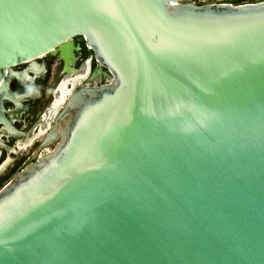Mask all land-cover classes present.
<instances>
[{
  "label": "water",
  "instance_id": "obj_1",
  "mask_svg": "<svg viewBox=\"0 0 264 264\" xmlns=\"http://www.w3.org/2000/svg\"><path fill=\"white\" fill-rule=\"evenodd\" d=\"M184 1L0 0L9 133L14 68L96 62L0 190V264H264V0Z\"/></svg>",
  "mask_w": 264,
  "mask_h": 264
},
{
  "label": "flooded vegetation",
  "instance_id": "obj_2",
  "mask_svg": "<svg viewBox=\"0 0 264 264\" xmlns=\"http://www.w3.org/2000/svg\"><path fill=\"white\" fill-rule=\"evenodd\" d=\"M256 1L258 0L251 3ZM74 46H79L80 50L73 51L74 63L71 65L73 72L69 75L64 72V62L59 60V55H45L32 63H24L13 69L15 72H23L29 64L34 63L43 65L45 71L34 81L39 89L38 95L22 99L21 107H16L11 103L4 104L5 117L11 126L18 131V135L9 133L3 125H0V178L11 173L16 165L23 161L24 157L26 160L22 163L23 167L16 173L13 172L12 178L47 153L49 147H41L47 131L53 126L55 118L62 110L68 97L79 86H86L87 81L91 78L96 67L93 54L86 48L83 38L75 39ZM52 80H55V84L48 94V104H45L32 118L31 110L39 103L43 88ZM99 80H101L99 84L106 81L103 75L100 76ZM12 82H17V79L13 78ZM34 146H36L34 150H31Z\"/></svg>",
  "mask_w": 264,
  "mask_h": 264
},
{
  "label": "rangeland",
  "instance_id": "obj_3",
  "mask_svg": "<svg viewBox=\"0 0 264 264\" xmlns=\"http://www.w3.org/2000/svg\"><path fill=\"white\" fill-rule=\"evenodd\" d=\"M252 1H254V0H185L184 3H191V4H194L196 6H202V5H205V4L241 5V4H244V3H251ZM100 81L101 80H99V83H100ZM54 84H55V80H52V81H50L48 83V85L46 87L43 88V93L41 94V99H40L39 103L36 106L33 107V110H31L32 118H34L33 116H34V114L37 111H40L45 104H48V102H49L48 94L52 90ZM36 146H34L31 150H34V148ZM22 160L23 161L19 162L16 165L15 169L11 173H8L6 176L0 178V190L2 189V187L7 182H9L11 180L12 176L14 175V173H16L18 170H20L23 167L22 163L25 162L26 157H24Z\"/></svg>",
  "mask_w": 264,
  "mask_h": 264
},
{
  "label": "clouds",
  "instance_id": "obj_4",
  "mask_svg": "<svg viewBox=\"0 0 264 264\" xmlns=\"http://www.w3.org/2000/svg\"><path fill=\"white\" fill-rule=\"evenodd\" d=\"M45 71L43 65L29 64L23 72H13L11 76L20 80L25 87V93L23 95H17L19 97H30L38 95L39 89L36 87L34 81ZM31 73V75H29ZM19 105H17L18 107Z\"/></svg>",
  "mask_w": 264,
  "mask_h": 264
},
{
  "label": "bare ground",
  "instance_id": "obj_5",
  "mask_svg": "<svg viewBox=\"0 0 264 264\" xmlns=\"http://www.w3.org/2000/svg\"><path fill=\"white\" fill-rule=\"evenodd\" d=\"M94 82H96V80H93ZM47 152H50V149H47Z\"/></svg>",
  "mask_w": 264,
  "mask_h": 264
},
{
  "label": "built area",
  "instance_id": "obj_6",
  "mask_svg": "<svg viewBox=\"0 0 264 264\" xmlns=\"http://www.w3.org/2000/svg\"><path fill=\"white\" fill-rule=\"evenodd\" d=\"M244 4H246V3H244ZM242 5V4H241Z\"/></svg>",
  "mask_w": 264,
  "mask_h": 264
}]
</instances>
